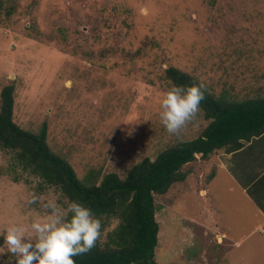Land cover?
Returning a JSON list of instances; mask_svg holds the SVG:
<instances>
[{
    "label": "rangeland",
    "instance_id": "374dc122",
    "mask_svg": "<svg viewBox=\"0 0 264 264\" xmlns=\"http://www.w3.org/2000/svg\"><path fill=\"white\" fill-rule=\"evenodd\" d=\"M168 66L214 98L264 96V0H0V90L13 84V121L34 133L46 123L50 151L83 185L97 172L123 178L142 158L206 126L201 109L178 134L162 126L158 101L172 86ZM189 167L190 180L153 195L156 263L242 264L248 241L230 248L197 228L202 178ZM33 193L39 199L29 204ZM49 200L68 204L0 146V232L46 216ZM0 263L16 264L15 257L6 251Z\"/></svg>",
    "mask_w": 264,
    "mask_h": 264
},
{
    "label": "trees",
    "instance_id": "16d2710c",
    "mask_svg": "<svg viewBox=\"0 0 264 264\" xmlns=\"http://www.w3.org/2000/svg\"><path fill=\"white\" fill-rule=\"evenodd\" d=\"M164 74L172 85H200L193 76L173 66L165 68ZM13 90L11 83L0 90V146L14 153L22 170L58 188L67 202L75 200L88 206L101 219L102 234L96 245L74 256L75 264H157L154 250L159 225L153 195L183 181L190 171L183 167L194 161L196 154L205 159L220 149L234 151L243 141L264 131V96L247 100L214 98L202 88L200 109L208 123L197 137L178 140L152 160L142 158L123 178L114 172L100 177L97 172L93 183L83 185L71 165L50 151L46 123L34 133L13 121ZM112 220L116 224L102 239Z\"/></svg>",
    "mask_w": 264,
    "mask_h": 264
},
{
    "label": "crops",
    "instance_id": "0c3cea01",
    "mask_svg": "<svg viewBox=\"0 0 264 264\" xmlns=\"http://www.w3.org/2000/svg\"><path fill=\"white\" fill-rule=\"evenodd\" d=\"M191 163L202 178L196 182L200 213L195 222L201 234L210 231L213 240L230 248L248 241L238 257L242 264L264 258V131L234 151L220 149L205 159L196 154L184 167Z\"/></svg>",
    "mask_w": 264,
    "mask_h": 264
},
{
    "label": "clouds",
    "instance_id": "9594fccd",
    "mask_svg": "<svg viewBox=\"0 0 264 264\" xmlns=\"http://www.w3.org/2000/svg\"><path fill=\"white\" fill-rule=\"evenodd\" d=\"M203 85H172L159 97V120L170 134H178L200 110ZM39 198L33 193L27 201ZM46 216L27 226L9 224L0 238V255L11 253L16 264H75L74 256L90 251L102 234L101 219L92 209L70 201L67 206L49 200L42 205Z\"/></svg>",
    "mask_w": 264,
    "mask_h": 264
}]
</instances>
